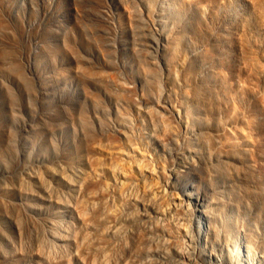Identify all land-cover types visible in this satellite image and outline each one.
Instances as JSON below:
<instances>
[{"label":"rangeland","instance_id":"obj_1","mask_svg":"<svg viewBox=\"0 0 264 264\" xmlns=\"http://www.w3.org/2000/svg\"><path fill=\"white\" fill-rule=\"evenodd\" d=\"M263 27L247 0H0V264H264Z\"/></svg>","mask_w":264,"mask_h":264},{"label":"bare ground","instance_id":"obj_2","mask_svg":"<svg viewBox=\"0 0 264 264\" xmlns=\"http://www.w3.org/2000/svg\"><path fill=\"white\" fill-rule=\"evenodd\" d=\"M248 1V3L250 4V7H251V10H252V12H254L255 14H257V16L260 18V20L262 21V23H263V26H264V0H247ZM162 4V3H161ZM264 28V27H263ZM181 168V167H180ZM177 169V168H176ZM172 170H174V169H172ZM171 169H170V172L171 173H169L170 175H172V176H174V172L172 171ZM178 170V169H177ZM175 172H177V171H175ZM180 172V171H179ZM177 174V173H176ZM190 184L191 183H188L187 184V187H190ZM169 185V184H168ZM186 185V184H185ZM164 186V185H163ZM167 186V185H166ZM186 186H184V188H187ZM190 190H188V188L187 189H185V192H186V196H187V200L185 199V202L183 203L184 205V207H186V210H188V212H190L191 214H189V216L190 215H192V216H194V218H195V226L196 227H194V228H196L197 229V231H198V237L199 238H197V240L196 241H193L194 242V247L197 249V248H200V247H198V245L199 246H201L200 244H201V242H202V239L204 238V236H205V233H207V231H206V229H205V227H204V225H203V223L205 222V217H204V213L203 212H206L203 208H202V201L199 199V198H197V196H195L194 195V197H190V195L193 193H191V192H189ZM191 200H193V202L191 201ZM194 206H196V207H194ZM203 209V210H202ZM203 211V212H202ZM198 216V218H200V219H196V217ZM194 218H190L189 217V220H192V219H194ZM193 221V220H192ZM192 224V223H191ZM193 225V224H192ZM204 240H205V238H204ZM202 247H204V245H202ZM236 247V246H235ZM200 251H203V250H200ZM235 251V250H234ZM236 252H237V256H236V258H237V264H245L244 262L246 261H243V258L244 259H246L245 258V254H244V250H243V248H242V246L240 245L239 246V243L237 244V248H236ZM235 255H236V253H234ZM196 258H194V260H195ZM189 260V259H188ZM192 260V259H191ZM187 261V260H186ZM249 262H250V260H248ZM187 262H189L188 264H190V261H187ZM184 263H186V262H184ZM191 264H194V262H192ZM196 264H197V262H196ZM214 264V263H213ZM246 264H249V263H247L246 262ZM255 264H260L259 262L257 263H255Z\"/></svg>","mask_w":264,"mask_h":264}]
</instances>
